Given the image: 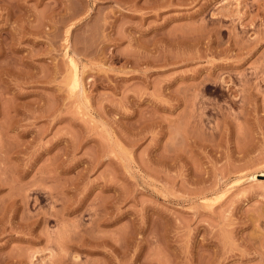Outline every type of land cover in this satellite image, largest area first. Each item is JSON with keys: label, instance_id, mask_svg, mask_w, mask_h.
<instances>
[{"label": "rangeland", "instance_id": "1", "mask_svg": "<svg viewBox=\"0 0 264 264\" xmlns=\"http://www.w3.org/2000/svg\"><path fill=\"white\" fill-rule=\"evenodd\" d=\"M0 264H264V0H0Z\"/></svg>", "mask_w": 264, "mask_h": 264}, {"label": "bare ground", "instance_id": "2", "mask_svg": "<svg viewBox=\"0 0 264 264\" xmlns=\"http://www.w3.org/2000/svg\"><path fill=\"white\" fill-rule=\"evenodd\" d=\"M71 61V60H70ZM73 61H71V63H72ZM73 64V63H72ZM76 73V72H75ZM75 73H73L74 74V77H76L77 78V75L75 74ZM73 78V77H72ZM74 81H76L75 80V78L73 79ZM77 85V84H76Z\"/></svg>", "mask_w": 264, "mask_h": 264}]
</instances>
